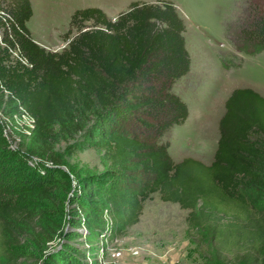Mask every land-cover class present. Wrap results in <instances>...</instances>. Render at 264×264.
<instances>
[{
  "label": "trees",
  "instance_id": "16d2710c",
  "mask_svg": "<svg viewBox=\"0 0 264 264\" xmlns=\"http://www.w3.org/2000/svg\"><path fill=\"white\" fill-rule=\"evenodd\" d=\"M252 11L227 30V39L247 54L264 50V0H254ZM33 14L31 0H0V111L13 118L20 107L27 110L35 120L27 157L51 164L23 195L24 201L36 198L32 206L0 202V264H18L12 249L34 231L44 211L40 203L58 206L57 193L72 188L57 147L86 127L88 141L77 148L103 150L113 172L77 176L80 215L67 239L83 237L85 225L99 234L108 205L118 231L135 225L145 201L158 192L163 201L189 210L188 233L205 254L215 248L223 257L235 254V264H264V97L235 90L220 122L213 163L191 157L176 163L163 136L189 116L173 85L190 72L192 60L186 23L174 2L135 0L115 19L100 7L77 9L61 51L35 41L28 27ZM222 64L240 65L229 59ZM114 171L137 186H118ZM52 224L48 219V241L55 239ZM64 248L43 264H88L76 244Z\"/></svg>",
  "mask_w": 264,
  "mask_h": 264
},
{
  "label": "rangeland",
  "instance_id": "374dc122",
  "mask_svg": "<svg viewBox=\"0 0 264 264\" xmlns=\"http://www.w3.org/2000/svg\"><path fill=\"white\" fill-rule=\"evenodd\" d=\"M132 1L135 0H31L36 14L32 16L30 31L33 38V33H43L44 38L51 43L54 42L48 45L55 46L58 43L56 45L58 48L55 50L61 51L69 42L64 39V34L70 27L72 11L96 6L102 8L109 16H118L120 12L128 9ZM140 1L155 3L159 0ZM171 1L174 2L186 23L184 35L187 48L194 60V67L207 66V62L210 61L207 54H211L214 60H219L221 63L223 60L227 62L228 59L229 62L243 63L242 66L244 65L246 71L244 75L264 83V66L255 65L254 59L244 60L241 56L234 58L233 54L240 51L227 39V30L230 27L239 26L249 18L253 12L254 0ZM46 5L49 7L67 5L72 14L65 18L62 15V17L59 16L58 10L45 13L43 10ZM1 38L0 31V41ZM46 49L53 51L52 48ZM195 57H197L196 60ZM262 58L264 63V55ZM232 68L231 66L230 69ZM30 126V120L27 117L15 115L12 118L9 114L0 111V202L8 205L32 206L34 202L32 199L36 200V198L30 197L29 200L24 201L23 195L29 191L31 184L36 182L43 166L51 164L48 160L38 157H34L33 160L27 157L30 133L26 131ZM196 126V121L189 120L176 125L174 127L176 141L181 149L192 153L201 150L205 143L210 150L209 157H214L216 138L211 137L209 132H200ZM86 130L87 127L84 132L77 135L76 139L62 140L58 144L57 150L63 155L64 160L62 166L73 179V186L65 192L57 193L60 196L58 206L46 201L45 203L36 201L41 204L44 211L34 223V231L22 240L20 246L12 249L19 257L18 264H43L48 254L58 251L66 252L64 246L67 243L76 244L81 248L79 256L85 258L88 264H220L223 261L235 264V254L226 253L223 257L215 248L212 253L205 254L188 233L189 210L181 208L178 203L163 201L158 192L153 193L151 198L145 201L140 220L135 225L118 231L114 208L108 205L105 206L104 211L107 225L105 229L97 231L99 234L96 235L85 225L81 229L83 237L73 241L67 239V234L73 229L80 215L76 197H81V187L77 176L103 172L112 176L113 172L103 158V150L93 147L77 148V142L88 141L85 135ZM171 130L163 136V141L169 142L170 145ZM12 152H17V155L21 157H15L17 155H12ZM196 160L202 162V160ZM205 162L202 163H208ZM116 174L118 173L114 171L118 186L130 188L137 186L136 181L129 182L122 179V175ZM81 217L85 218L83 215ZM48 219L54 223L50 227L55 233L53 241H48L47 236H44ZM87 241L95 247L89 246Z\"/></svg>",
  "mask_w": 264,
  "mask_h": 264
},
{
  "label": "crops",
  "instance_id": "0c3cea01",
  "mask_svg": "<svg viewBox=\"0 0 264 264\" xmlns=\"http://www.w3.org/2000/svg\"><path fill=\"white\" fill-rule=\"evenodd\" d=\"M52 12L58 10L59 16L67 17L74 13H70V9L67 5L64 6H52L49 7L46 5L43 11ZM62 11V12H61ZM61 13V14H60ZM36 14V9L34 7V15ZM61 16V17H62ZM112 19H115V16H109ZM33 20V17L28 22V27L30 28V23ZM43 33H33L35 41L45 48H52L53 51H56L58 47L52 45L49 40L42 36ZM51 43L50 45H48ZM235 56H241L242 59H254L255 65L264 66L262 63V56L264 51L258 53L257 55H248L242 52H236L233 54ZM207 57L210 58L207 66L194 67V60L191 56V69L190 72L179 79L173 89L174 91L181 96V98L188 104L189 107V121H196V129L200 132L205 131L209 132L211 137L216 138V147L214 157H209V149L203 144L201 150H196V152H187L181 149L180 144L176 141V125L171 130V145L169 147L170 155L176 163L182 162L188 157H195L196 159L206 161L208 165L212 164L215 160L216 151L218 149L219 140L221 137V131H218V126L220 129V122L223 116L227 111V101L232 96L233 92L237 89H252L264 97V83H260L253 78H250L243 73L246 72L244 65L240 64L237 68H225L223 64L218 60H214V57H211V54H207ZM197 57H195V60ZM256 59V60H255ZM196 63V62H195ZM219 132V133H218ZM174 136V137H173ZM205 136V135H204ZM202 136V137H204ZM209 138V137H207ZM206 138V139H207ZM210 139V138H209ZM205 145V146H204Z\"/></svg>",
  "mask_w": 264,
  "mask_h": 264
},
{
  "label": "built area",
  "instance_id": "2783aa9c",
  "mask_svg": "<svg viewBox=\"0 0 264 264\" xmlns=\"http://www.w3.org/2000/svg\"><path fill=\"white\" fill-rule=\"evenodd\" d=\"M24 63L28 64L27 61H25V60H24ZM15 115H19V116H22V117H27L30 120V125L31 126H30V128L29 127L27 128L26 132L31 134V130L35 127L34 118L23 107H20V111L18 113H15L14 116Z\"/></svg>",
  "mask_w": 264,
  "mask_h": 264
}]
</instances>
